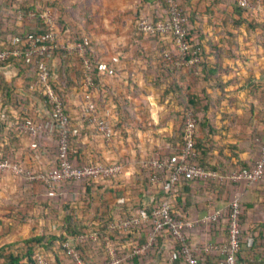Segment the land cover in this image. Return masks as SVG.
I'll return each mask as SVG.
<instances>
[{
	"label": "crops",
	"instance_id": "1",
	"mask_svg": "<svg viewBox=\"0 0 264 264\" xmlns=\"http://www.w3.org/2000/svg\"><path fill=\"white\" fill-rule=\"evenodd\" d=\"M41 1L27 3L46 2ZM180 1L189 17L191 42L201 46L204 65H176L168 60V65H164L162 50L177 55L171 36L137 35L139 32L134 33L130 24L117 26L111 21L117 9L130 7L131 0H100L86 30L82 24H76L74 32L87 37L88 31L93 42L100 70L92 99L97 116L110 123L113 135L106 139L94 124L81 119L79 111L86 85L84 75L80 76L79 55L67 46L70 55L66 52L62 56L65 65L70 66L68 73L74 86L66 109L80 133L74 139L73 161L78 165L119 162L122 172L113 178L93 180L87 187L85 180H74L49 189L42 183L0 171V247L10 244L19 251V242L32 235L65 233V217L74 212L84 233L91 234L95 229H103L107 221L135 214L141 206H155V202L169 196L177 215L196 221L186 231L195 255L204 264H222L228 204L236 197L242 208L241 229L255 235L252 247H241L238 263L264 264L260 256L264 246V177L255 182L194 179L168 194L161 182L148 180L146 175L148 159L167 156L179 145L180 112L190 99L195 101L201 117L196 146L198 160L205 168L227 172L234 166H250L259 155L255 138L264 134V33L259 25L264 22V9L253 18L237 7L236 0ZM140 5L139 11L150 20L165 13L160 0H141ZM80 10L83 15L82 6ZM98 14L102 27L99 32L92 26L97 24L93 18ZM86 20L83 15L80 23ZM0 21L5 19L0 17ZM65 32L69 34L70 29ZM60 63L56 53L50 64L53 76L57 75ZM19 72L15 68H0L6 84L0 83V155L28 168L45 170L55 162L56 134L46 106L26 90L25 79ZM24 118L41 121L44 131L35 137L19 130L15 121ZM34 141L37 146L31 147ZM214 214L215 219H208ZM148 232V224L144 223L132 237L145 242ZM86 238L79 243L87 244L82 247L83 256L89 264H102L105 251L93 244L104 242ZM170 241L166 235H157L145 253L127 256L124 264H185L181 258L170 261ZM51 242L58 244V240ZM45 252L53 264H73L62 250Z\"/></svg>",
	"mask_w": 264,
	"mask_h": 264
},
{
	"label": "built area",
	"instance_id": "2",
	"mask_svg": "<svg viewBox=\"0 0 264 264\" xmlns=\"http://www.w3.org/2000/svg\"><path fill=\"white\" fill-rule=\"evenodd\" d=\"M167 4L164 19L156 21L146 17H140L135 24L136 30L142 34L150 35H169L176 47L177 55L174 57L168 50H162V56L168 61H174L176 65L192 66L199 62V55L192 44L186 39L187 36V15L183 11L180 0H164ZM239 6L252 10L255 13L264 9V0H237ZM38 17L43 30L40 32H29L24 36L8 34L5 36L4 47H0V63L9 66L11 59L24 62L35 59L37 62L36 79L30 85V89L38 94L42 104L46 106L57 139V151L55 163L52 167L45 170H35L24 166L21 162L0 155V171H8L14 175L31 182L42 183L49 189H54L65 181L85 180L93 181L101 178H113L122 172V164L119 162L111 163H91L80 166L73 165L70 160L71 149V129L70 118L65 113L59 93L51 81V71L48 66V60L52 56L53 50L58 47L57 32L58 27L49 10L40 13L28 11L26 17L21 12L17 15V21L22 24L24 20H31ZM89 43L87 37L76 43L66 42V46H71L78 54L83 56L86 52V46ZM4 45V41H0ZM84 69V82L86 90L83 94V111L88 122L94 124L96 130L101 135L110 139L113 130L110 123L102 117L97 116L95 103L92 99V88L94 79L92 74L88 73L90 68L89 61L85 58L82 62ZM109 73L112 70H108ZM15 125L19 130L28 132L32 136H38L45 129V125L39 121H33L31 118L16 120ZM195 126L196 118L193 111L189 108L183 112V142L176 153L167 156H153L147 160V168H152L155 173L152 176L153 181L161 182L166 188L168 194L176 190V185L187 179H215L219 181H247L255 182L264 177V134L256 138L259 142V155L249 168L233 169L227 172L205 168L192 160L196 157L195 149ZM37 143H31V147H36ZM242 213L241 204L238 198L229 201L227 222L228 233L226 243L222 246L224 258L222 264H239L236 253L241 233L240 215ZM216 214L208 217L215 219ZM148 224L149 232L146 241L143 244L133 246L128 253V257H133L145 253L156 236L163 234L178 244V249H171L170 261L181 258L185 264H204L193 252L187 242L186 231L192 229L196 221L177 215L172 207L169 196L162 198L152 207L150 212L145 208H140L135 214H130L119 218L109 224L110 229H127L132 225ZM168 235H167V233ZM88 237L95 239L94 233L79 234L75 238H68L63 243L66 254L74 264H89L80 255L75 244L84 242ZM104 250L106 254L105 261L102 264H124L127 256L119 255L118 249L111 239L103 237ZM253 237L249 235L246 238V246H251ZM264 263V246L260 255ZM36 264H50L42 252L35 255ZM173 264V263H171Z\"/></svg>",
	"mask_w": 264,
	"mask_h": 264
},
{
	"label": "trees",
	"instance_id": "3",
	"mask_svg": "<svg viewBox=\"0 0 264 264\" xmlns=\"http://www.w3.org/2000/svg\"><path fill=\"white\" fill-rule=\"evenodd\" d=\"M160 1L162 2L164 10H166L167 4L165 3L164 0H160ZM235 3L237 5V7L240 8V10L242 12L246 13V15L248 17L254 18L255 16H257L258 13H255L252 10H248L246 8L239 6L237 3V0L235 1ZM7 6L10 7L9 11H11V12H9V13H7V12L5 13L3 11V9H6ZM44 10H49L52 13V10L48 7V4H38L35 2L27 3V0H12V2L7 4V3H4L3 0H0V17L2 19H5V21H6L5 24H4L5 21L3 23H2V21H0V41H4V45H0V47H4L5 43H7L5 40V36L8 34L24 36L29 32L36 33V32H40L43 30V26L41 25L38 17L31 19V20H27V21L24 20L22 22V24L17 25V24H14L12 22L9 23V21H7L8 17H4L5 14L8 15V14L12 13V14H10V16L9 15L8 16L11 17L12 19H14L13 21H17L16 17H17L19 12H21L23 14V16L26 17V14L28 11H34L36 13H40ZM183 11L187 15L184 8H183ZM164 16H165V13L163 16L155 18L153 21H156L158 19H164ZM139 18H137V20ZM188 18L189 17L187 15V22H186L187 36H186V39L189 43H191L193 45V49H195L197 51V53L199 55V62L198 63L199 64L201 63L204 65L205 64V58L203 56L201 46H199L196 43L191 42L192 39H191V35H190L191 31H190V28L188 26ZM53 19H54L55 23H58L57 27H58V25L61 27V31L65 32L67 30L69 32V29H71V28L68 26L66 21H62L61 17H60L61 22H58V18H56V19L53 18ZM252 25H254V24H252ZM259 25H260L263 33H264V22L259 24ZM134 33H138L136 30V27L134 28ZM139 34H141V33H138L137 35H139ZM152 36H160V35L154 34ZM74 37H75V40L73 39V41H74L73 43H76L78 41H82V38L85 36H79L78 34H76L74 32ZM87 38L89 39V37H87ZM56 53L58 56H60L61 63L58 66L57 75L53 76V72H51V81L55 87V90L60 95L62 105H63V109H64L65 113H67L69 118H70L71 129L73 130V132L71 134V141H70L71 149L73 150L70 153L71 163L73 165L80 166L83 164L78 165V164L74 163V161H73L74 156L76 154L74 139H76L80 134L79 133V127L76 125L73 118L69 115V113L66 109V105L68 104V101L70 100L71 94L73 92L72 87L74 86V81L68 73L70 66L65 65L66 59L62 56V53H66L65 48L61 49L59 46L56 47L53 50L52 57ZM170 53L173 54L171 51H170ZM160 57L163 59V60H161L163 62V64L168 65L166 62V59H164L162 56V52H161ZM79 58H80L81 62H83V60L85 58L89 61L90 68L87 71H88V73L92 74L94 82L98 83L99 82V70H100V68H99L97 56H95L94 51H93L91 39H89V43L86 46L85 54L83 56H79ZM51 59L52 58H49V60H48L49 68L51 66L50 65ZM166 67H168V66H166ZM0 68H2V69L3 68H15L18 71H20L19 73L25 79V85L24 86H25L26 90L28 92L38 96V94L35 91L30 89V85L36 79L37 62L35 59L25 61V62L22 59H20V60L11 59L9 66H5V63H0ZM81 75H84V69L83 68L80 70V76ZM0 83L4 84V86L6 85L3 75H0ZM187 108L192 109V111L195 115V118H196L194 138H195V149H196L197 155L192 161L201 165V166L206 167V165H203V163H201L198 160L199 151H198V147L196 146V131H197L198 124L201 121V117L199 116V114L196 110L195 101H193L191 99L183 104L182 110L180 112V114L182 115L181 116L182 117V128H181V132H180V141L178 142L179 145L176 147V149L171 154L176 153L178 151V148L180 147V145L183 142V112ZM79 113H80V116L82 115L81 119L86 121V116H85V113L83 111V105H81V109H80ZM255 140H256V138H255ZM255 142L258 144V146H260L259 142H257V141H255ZM168 155H170V154H168ZM1 156L7 157L6 155H1ZM161 156H163V155H161ZM91 163H97V162H88L85 164H91ZM101 163H103V162H101ZM109 163H111V162H109ZM249 167H250L249 165L248 166L247 165H238V166H234V168H232V169L249 168ZM215 169L218 171H226L223 169L221 170L219 168H215ZM145 171H146V175H147L148 180H151L153 174L155 173V170L152 168H147ZM190 180H194V179L183 180L179 184L176 185V188L179 185L183 184L184 182H188ZM199 180H205V179H199ZM72 181H74V180H72ZM65 182H69V181H65ZM84 183H85V187H87L88 184L92 183V181H90V180L84 181ZM155 203L157 204V202H155ZM141 207L145 208L147 210V212H150V210L154 206H151V207L141 206ZM69 211L71 212V211H73V209H70ZM241 215H242V213H241ZM241 215H240V225H241ZM67 216L68 217H65L66 222L63 223V228L65 229V233H60V234L54 235V236H52L50 233H48V234L42 233L39 235H32V236L25 238L19 242V245L21 248L19 251L14 250V248L10 244L3 246V247H0V264H36L35 255L38 252H42V254L45 256V258L50 262V264H53L51 262V260L49 259V257L47 256L45 250H52L53 252H55V250H58V251L62 250L66 254V250L63 247L64 241H66V239H68L70 237L75 238L77 235L84 233V231L81 229V227H82L81 223L78 222V218L75 217V212L73 215L69 214ZM126 216H128V214ZM123 217H125V216H121L119 218H123ZM111 221L112 220L104 223L103 229H100V230L95 229L92 231L95 234L96 239L98 241L103 243L104 242L103 237L104 236L109 237L111 239L112 243L115 244V246L117 248H119L118 254L123 255V256H128V253L132 250L133 246L140 245V244L144 243V240L143 241L135 240L132 237L133 236L132 233L138 231V229L140 228L141 225H132L127 229H122V228L110 229L109 224ZM227 233H228V230H227ZM167 235H168V233H167ZM249 235H252V237H253L251 246H249V247H252L253 243H254V239H255L254 232H252V231L251 232H244L241 229L240 239H239V244H238V252L236 253L237 257H238V254H239L241 247L246 245V238ZM168 237H169V235H168ZM48 240L50 241V242H48V244L44 243V242H47ZM52 240L53 241L58 240V244H52V242H51ZM103 244H93V245H98V246L103 247L104 246ZM85 245H87V244H79V243L75 244L76 249L80 252L81 257L87 262L86 258L82 254V252H83L82 247ZM53 246L56 248L55 250H54ZM168 247L170 249H178V244L174 241H170V244H168Z\"/></svg>",
	"mask_w": 264,
	"mask_h": 264
},
{
	"label": "rangeland",
	"instance_id": "4",
	"mask_svg": "<svg viewBox=\"0 0 264 264\" xmlns=\"http://www.w3.org/2000/svg\"><path fill=\"white\" fill-rule=\"evenodd\" d=\"M7 1H8L7 4L12 2V0H6V2ZM99 1L100 0H46V2H45V0L41 1L42 3L45 2V4H48V7L52 10L51 15L53 16V18H55V19L58 18V22H61V19H60V17H61L62 21L66 20V23L71 28L69 34H67L66 32L64 33L63 31H61V27L58 25V32H57V39L56 40H57L58 46L61 49L65 48V50L67 52V56H69L70 54H68V47L66 45H64V43H66L67 41H69L71 43L74 42L73 39L75 40V37L73 34H74V30L78 24H82V26H84L83 27L84 31L86 30V26L90 22L91 17L93 16L92 11H94V9L96 8L97 3H98V5H100ZM130 3H131L130 7H128V8L117 9L118 13H116L112 17L111 21H114L115 23H117V26H118V24H122V23L127 24L128 23L131 26V30L134 31L137 18L144 17V16L146 17L147 14L144 15V13H142L141 10L139 11V7L141 6L140 5L141 0H131ZM81 6L83 7V11H84L83 15L87 19L86 23L85 22L80 23V21L83 19V15L81 14V10H80ZM9 10H10L9 6H7L6 9H3V11L5 13L11 12ZM95 12H96V10H95ZM10 14H12V13H10ZM10 14H8V15L10 16ZM8 15L5 14L4 17H8L7 21H9V23H10L11 20L13 21L14 19L9 17ZM79 18H81V20ZM93 19L96 20L97 24L95 25L96 27L94 25H92V26L94 28H96V30L98 29L97 32H99L100 29L102 28V27H100V23L98 21V19H101L100 14L95 16ZM69 22H70V24H69ZM90 23L88 25H90ZM57 24L58 23H56V25ZM85 34L88 37V35H89L88 31L85 32ZM58 39L60 41H58ZM61 43H63V45H61ZM69 47H71V46H69ZM75 54L77 55L78 53H75ZM78 55L81 56L80 54H78ZM50 58H52V56ZM78 62L80 64V66H82V62H81L80 58L78 59ZM108 70H110V69H108ZM108 70H107V72H108ZM68 258L70 259L69 256H68ZM70 261L74 264V262L71 259H70Z\"/></svg>",
	"mask_w": 264,
	"mask_h": 264
}]
</instances>
